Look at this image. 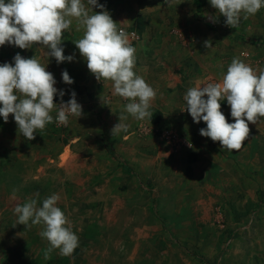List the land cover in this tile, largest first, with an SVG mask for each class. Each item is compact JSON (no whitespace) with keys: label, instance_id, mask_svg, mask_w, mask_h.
<instances>
[{"label":"rangeland","instance_id":"1","mask_svg":"<svg viewBox=\"0 0 264 264\" xmlns=\"http://www.w3.org/2000/svg\"><path fill=\"white\" fill-rule=\"evenodd\" d=\"M98 3L118 27L138 35L130 41L137 71L166 51L177 56L180 107L165 111L154 85L151 121L128 119V131L113 136L123 110L96 104L106 103L112 85L97 81L83 60L84 72L73 76L69 66L74 82H61L76 93L81 117L69 116L65 125L53 110V122L31 141L18 133L11 114L7 123L0 117V264H264V119L249 123L242 148L229 151L200 135L205 122L181 111L188 88L220 81L234 57L264 68V8L235 29L210 0ZM26 51L1 46L0 64L14 65V56ZM220 103L234 123L227 101ZM52 194L60 197L57 206L72 222L79 247L71 257L54 250L45 260L41 227L16 224L13 209L30 198L42 205Z\"/></svg>","mask_w":264,"mask_h":264},{"label":"clouds","instance_id":"2","mask_svg":"<svg viewBox=\"0 0 264 264\" xmlns=\"http://www.w3.org/2000/svg\"><path fill=\"white\" fill-rule=\"evenodd\" d=\"M210 4L226 18L225 25L235 29L242 19L247 20L264 8V0H210ZM94 8L101 10L95 12ZM210 19L215 22V17ZM74 22V30L82 32V36L73 43L90 73L97 81H110L112 95L128 101L119 115L120 122L111 130L112 135L128 131L124 121L129 115L137 121H151L150 108L156 90L134 70L136 48L130 43L129 33L118 27L98 0H86V3L85 0H0V46L30 49L39 45L48 50L47 59L54 57L58 64L71 62L74 54L66 57L61 44L63 33L71 32ZM204 46L213 48L211 40H206ZM46 65L35 55L24 58L19 53L14 56V65L0 64V117L7 123L11 114L18 133L29 141L53 122V110L57 112L56 122L65 125L69 116L82 115L75 92L66 103L62 100L59 105L54 103L57 94L62 98L65 93L62 90L58 93L56 80ZM62 79L69 85L74 82L66 70ZM183 100L185 107L181 111H187L195 123H206V128L200 129L201 136L219 142L222 149L238 151L249 137V123L258 124L264 119V68H254L234 57L220 81L209 80L188 88ZM224 100L230 106L234 123H229L221 111L220 102ZM59 199L57 194H52L41 205L37 199L30 198L13 209L16 224L41 227L38 234L48 242L43 250L45 260L51 258L54 250L71 257L79 247L72 222L57 206Z\"/></svg>","mask_w":264,"mask_h":264},{"label":"crops","instance_id":"3","mask_svg":"<svg viewBox=\"0 0 264 264\" xmlns=\"http://www.w3.org/2000/svg\"><path fill=\"white\" fill-rule=\"evenodd\" d=\"M72 27H73V30L71 32L65 31L63 33V39H62L61 46L64 49V55L67 57L69 55L74 54V59L71 62L67 60L62 62L63 64H65L64 66L61 67V63L58 64L54 57H49L47 59L45 52H47L48 50L47 49L44 50L39 45H34L32 48L29 49V51H26L24 55L23 53H20V55H22V57L24 58H32L35 55L37 58L41 60V63L47 64L46 70L53 74L56 80V84L54 86L58 89V93L60 90L64 91L65 93L62 98L59 96V94L56 95L58 96V100H57L58 103L61 100L71 98L70 97L71 93L67 92L64 89V84L61 83L63 81L62 80L63 68L65 71L68 68L72 67L71 70H73L74 71L73 73H75L73 76H78L81 72H84V70L81 68L84 62L83 61L84 58L81 57L79 50L76 48L75 44L73 43L74 39H79L82 36V32H77L74 30L75 22L73 23ZM4 46L16 47L14 45H9V44H5ZM134 70L138 75L142 76L148 84H150L151 86L155 85L158 88H160V93L163 95V97H161L160 100H165V103H164L165 111H168L171 109L173 110L179 109L180 105L178 103V99L176 96L177 95L176 88H178L179 84L183 82H181L180 77L177 75V72L178 73L180 72L179 60H177V56L172 51L170 52L166 51L161 57L157 56L156 59L153 57L148 67H145V71H140V70L137 71L136 69ZM150 72L151 73L156 72V75H150ZM146 73H147V76L145 75ZM189 73L190 71H186V74H188V76H189ZM151 80L153 81L151 82ZM105 84H106V87H109L111 85V82L106 81ZM110 90H111L110 92L111 96L105 99L106 101L104 102L106 103L97 102L96 104L107 110H109L108 108L111 105H113V108L111 109L124 110V106L126 105V103H128V101L124 100L123 98L119 96L112 95V88ZM158 102L160 101L158 100ZM96 107L97 106L95 105V102H93V108L95 109ZM125 115H128V114L125 113ZM128 119L131 121L133 120V117L128 118ZM134 121L135 120H133L132 122ZM14 123L16 122L14 121ZM77 138H76L77 140H82L81 136ZM85 142L86 140L83 142V146H82L83 149H81V145H79V154L87 155L86 153H88V149H86L85 147ZM89 152L91 153L92 151L89 149Z\"/></svg>","mask_w":264,"mask_h":264},{"label":"built area","instance_id":"4","mask_svg":"<svg viewBox=\"0 0 264 264\" xmlns=\"http://www.w3.org/2000/svg\"><path fill=\"white\" fill-rule=\"evenodd\" d=\"M129 33V40L132 41H137L138 40V35L136 34V32L134 31H129V30H125ZM63 102H67V101H63ZM61 103V101L59 103H57V105H59Z\"/></svg>","mask_w":264,"mask_h":264},{"label":"trees","instance_id":"5","mask_svg":"<svg viewBox=\"0 0 264 264\" xmlns=\"http://www.w3.org/2000/svg\"><path fill=\"white\" fill-rule=\"evenodd\" d=\"M202 7H203V3H202V2H200V3L197 5V9H198V10H201V9H202Z\"/></svg>","mask_w":264,"mask_h":264}]
</instances>
